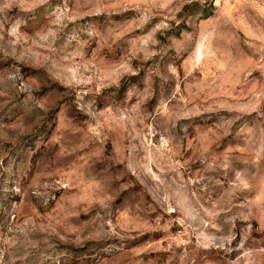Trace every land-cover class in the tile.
Returning <instances> with one entry per match:
<instances>
[{
	"label": "rangeland",
	"instance_id": "1",
	"mask_svg": "<svg viewBox=\"0 0 264 264\" xmlns=\"http://www.w3.org/2000/svg\"><path fill=\"white\" fill-rule=\"evenodd\" d=\"M0 264H264V0H0Z\"/></svg>",
	"mask_w": 264,
	"mask_h": 264
}]
</instances>
